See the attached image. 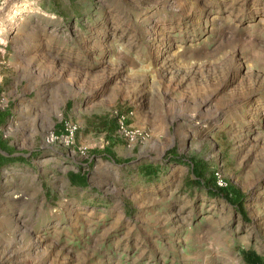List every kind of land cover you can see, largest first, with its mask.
<instances>
[{"label": "rangeland", "instance_id": "374dc122", "mask_svg": "<svg viewBox=\"0 0 264 264\" xmlns=\"http://www.w3.org/2000/svg\"><path fill=\"white\" fill-rule=\"evenodd\" d=\"M0 111V264H264V0H0Z\"/></svg>", "mask_w": 264, "mask_h": 264}, {"label": "trees", "instance_id": "16d2710c", "mask_svg": "<svg viewBox=\"0 0 264 264\" xmlns=\"http://www.w3.org/2000/svg\"><path fill=\"white\" fill-rule=\"evenodd\" d=\"M4 116H5V114L0 111V123L3 120ZM0 150L6 152V155H3L0 153V165L6 163V161H8V160H14L16 158H18V159L22 158V157H18V156H10V153L7 151V147L1 141H0ZM191 168L192 169L195 168L196 173L200 172V169H198V165H195L194 167L191 166ZM70 178H71V182H77V183H84L85 182L84 177H75V176L71 175ZM214 178H215V175H214V172L212 171L210 176L206 180V183L209 185V187H206L207 190H210L209 194H212L213 196L223 197L226 201L229 202V198L227 196L230 193H228L224 187L217 186L214 182ZM200 179H201V175L198 176V182L201 184ZM246 258L250 261V263L255 264L258 262V257L254 253L249 254L248 256H246Z\"/></svg>", "mask_w": 264, "mask_h": 264}, {"label": "crops", "instance_id": "0c3cea01", "mask_svg": "<svg viewBox=\"0 0 264 264\" xmlns=\"http://www.w3.org/2000/svg\"><path fill=\"white\" fill-rule=\"evenodd\" d=\"M106 123H107V125H104L105 127L102 128L103 130L112 131L115 128V122L113 120L112 121H107ZM140 169H141L143 175H145V174H147V173H149V172H151L153 170L151 166H142V167H140ZM193 169L195 170V168H193ZM193 169L191 168V170H193ZM71 175H73L75 177H84L85 178V182L84 183L71 182V178H70ZM149 175L150 174L145 175V177L147 178ZM66 179H67V181H68L70 186L78 188L81 191H83V190H85L87 188L86 177H85V175L83 174L82 171H68L66 173Z\"/></svg>", "mask_w": 264, "mask_h": 264}, {"label": "built area", "instance_id": "2783aa9c", "mask_svg": "<svg viewBox=\"0 0 264 264\" xmlns=\"http://www.w3.org/2000/svg\"><path fill=\"white\" fill-rule=\"evenodd\" d=\"M74 128L75 127L73 125H71L70 123L65 124V127H64V130H65L64 134L65 135H64V137L67 139V141L71 139L72 132H73ZM50 137H52V134H50ZM214 182H215V184L217 186H221L222 185V183L218 180L216 175H215V178H214Z\"/></svg>", "mask_w": 264, "mask_h": 264}]
</instances>
